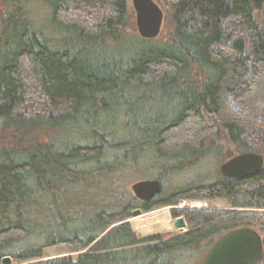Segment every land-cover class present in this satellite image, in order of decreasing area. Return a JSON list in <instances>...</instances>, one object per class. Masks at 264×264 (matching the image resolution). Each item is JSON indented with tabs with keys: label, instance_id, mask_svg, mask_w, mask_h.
Listing matches in <instances>:
<instances>
[{
	"label": "trees",
	"instance_id": "16d2710c",
	"mask_svg": "<svg viewBox=\"0 0 264 264\" xmlns=\"http://www.w3.org/2000/svg\"><path fill=\"white\" fill-rule=\"evenodd\" d=\"M14 1L0 15V264H199L242 227L260 235L264 264V165L161 185L141 205L128 176L112 184L138 155L181 175L243 152L264 161V0H153L168 28L160 41L124 34L129 0H35L37 21ZM183 199L226 208L175 207ZM167 206L185 232L131 229L135 208ZM58 245L75 254L42 259Z\"/></svg>",
	"mask_w": 264,
	"mask_h": 264
},
{
	"label": "water",
	"instance_id": "95a60500",
	"mask_svg": "<svg viewBox=\"0 0 264 264\" xmlns=\"http://www.w3.org/2000/svg\"><path fill=\"white\" fill-rule=\"evenodd\" d=\"M134 12V25L137 34L142 39L156 38L162 28L163 12L153 0H129ZM264 161L262 156L243 152L232 156L220 164L218 170L225 177H248L262 171ZM134 197L146 201L161 191L157 179L139 180L130 185ZM141 209L131 211V217L141 215ZM183 218L174 219V226L179 230L185 227ZM263 251L260 235L252 228L242 227L232 229L220 235L207 249L200 264H255ZM1 264H11L9 257H4Z\"/></svg>",
	"mask_w": 264,
	"mask_h": 264
},
{
	"label": "rangeland",
	"instance_id": "374dc122",
	"mask_svg": "<svg viewBox=\"0 0 264 264\" xmlns=\"http://www.w3.org/2000/svg\"><path fill=\"white\" fill-rule=\"evenodd\" d=\"M39 2V1H38ZM15 1L14 0H0V15L3 14L4 12H6L7 10L12 9V7L14 6ZM129 6H130V18H129V26L127 27V30L124 31V34L126 36H135V38H139L135 25H134V12L132 10V7L130 5L129 2ZM159 6V5H158ZM26 12L28 13V15L34 20L37 21L40 19L41 15L45 12V8L41 5L38 4L35 0H28L26 3V6L24 7ZM161 9V8H160ZM162 10V9H161ZM163 15L165 16L164 11L162 10ZM164 20V18H163ZM165 23L163 22L162 24V28L161 31L159 33V35L154 39V40H164L165 36H167L168 34V28H165ZM45 136H42L41 139L42 141H46ZM220 161L218 158L214 159V162H210L211 166L209 168V170L211 169L212 172H209L207 175H204V173H199V171L195 172L194 174L192 172H190V170L186 171L185 174L181 175L179 171H169L168 173L163 172L162 170L159 169V167L156 168H149L150 167V159L145 156V155H138L136 158V165L134 166L133 164H129V162L126 164V166L120 171V174L118 176V180H116V182H118V184H116L113 180L112 184H113V189H115V187L117 188V190L119 189V181L121 179H123L125 176L128 178L125 180L124 182V189H126L127 191H129L131 193V195L133 196L131 190H130V185L136 181L139 180H147V179H160L161 180V185L163 188L164 193H168L171 192L172 190L176 189L178 186H185L189 183H197V182H209L212 181L214 179H216L218 177V173H214V169L217 170L220 166V163L218 162ZM216 162V163H215ZM218 162V164H217ZM186 164V162H185ZM207 167V166H202ZM210 170V171H211ZM204 175V176H202ZM124 180V179H123ZM109 183H111V180L108 181ZM108 182H104L102 180H100V183L102 184H106ZM114 182V183H113ZM98 185V188L96 190L97 195L95 197H98L99 199H104L107 198L108 196V191L103 189V186ZM134 197V196H133ZM183 203H188V205L186 206H182ZM192 203H199V206H193L190 207L189 204ZM175 207L178 208H206V207H213V208H226V203L223 200H214L212 203L208 202V201H204V200H180L177 205ZM98 209H103V206H98ZM172 209V207H161V208H156L153 209L149 212H142L141 215L136 216V217H130L128 219V223L131 227V229L134 231V233L139 237H146V236H150L153 234H164L165 237H169L171 235H175L178 233H183L187 230V225H185V227L182 230H179L178 228H176L174 226V219L172 218L170 215V210ZM167 212L169 215V220L166 223H155L152 224L150 226V231L146 232V233H139L137 232L133 226H132V222L134 221H141L144 220L148 217H152L156 214H162ZM182 218V217H181ZM216 240V239H215ZM75 253L70 252L65 246L63 245H58V246H53V247H49V248H45L43 250V260L44 259H52V258H57V257H65V256H72ZM194 264V263H193ZM200 264V263H199Z\"/></svg>",
	"mask_w": 264,
	"mask_h": 264
},
{
	"label": "bare ground",
	"instance_id": "6f19581e",
	"mask_svg": "<svg viewBox=\"0 0 264 264\" xmlns=\"http://www.w3.org/2000/svg\"><path fill=\"white\" fill-rule=\"evenodd\" d=\"M188 203H183L182 206H186ZM190 207L193 206H199V203H192L189 204ZM169 220V215L167 212L162 213V214H156L152 217H148L144 220L141 221H134L132 222L133 228L139 232V233H146L150 231V226L155 223H166Z\"/></svg>",
	"mask_w": 264,
	"mask_h": 264
},
{
	"label": "flooded vegetation",
	"instance_id": "af4514ba",
	"mask_svg": "<svg viewBox=\"0 0 264 264\" xmlns=\"http://www.w3.org/2000/svg\"><path fill=\"white\" fill-rule=\"evenodd\" d=\"M153 197H154V196H153ZM153 197H152V198H153ZM135 198H136V197H135ZM152 198H150V199H152ZM150 199H149V200H150ZM136 200L138 201L139 205L145 203L146 201H149V200L143 201V200H140V199H138V198H136Z\"/></svg>",
	"mask_w": 264,
	"mask_h": 264
}]
</instances>
